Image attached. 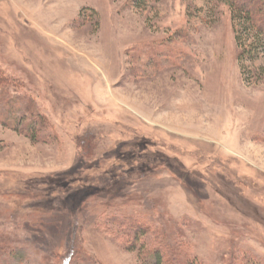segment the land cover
<instances>
[{
	"label": "rangeland",
	"instance_id": "1",
	"mask_svg": "<svg viewBox=\"0 0 264 264\" xmlns=\"http://www.w3.org/2000/svg\"><path fill=\"white\" fill-rule=\"evenodd\" d=\"M253 37L222 0H0V264H264Z\"/></svg>",
	"mask_w": 264,
	"mask_h": 264
},
{
	"label": "trees",
	"instance_id": "2",
	"mask_svg": "<svg viewBox=\"0 0 264 264\" xmlns=\"http://www.w3.org/2000/svg\"><path fill=\"white\" fill-rule=\"evenodd\" d=\"M136 4L141 5L146 0H132ZM231 8L234 18L240 23V27L242 29L253 31L254 39L248 46V48L243 49L241 58L247 57L249 59H255L258 55L263 52L264 53V0H222ZM8 78L5 76H0V85H5L4 83H9ZM14 86V85H13ZM15 93V92H14ZM9 94V93H8ZM3 94V101L18 99L17 104L20 102H24V96H16L14 94ZM27 98V97H25ZM25 103V102H24ZM26 108L30 110L31 103H25ZM21 120V119H20ZM3 123L8 124L7 119H4ZM13 127L17 128V124H13ZM27 130L26 133L33 140H39V136L36 131V127L31 126V122L29 125L24 127ZM177 248V247H176ZM175 248V249H176ZM177 250V249H176ZM183 251H177V254L182 253ZM164 256L157 250H150L147 254H145V258H143L146 262H150L153 264H173L172 258L168 259L169 262L166 263ZM185 264H201L197 262L195 259L186 260Z\"/></svg>",
	"mask_w": 264,
	"mask_h": 264
}]
</instances>
